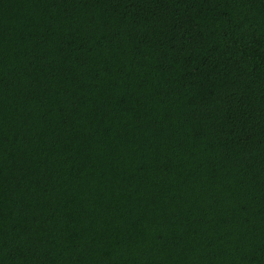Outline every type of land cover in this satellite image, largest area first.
<instances>
[{"label": "trees", "instance_id": "16d2710c", "mask_svg": "<svg viewBox=\"0 0 264 264\" xmlns=\"http://www.w3.org/2000/svg\"><path fill=\"white\" fill-rule=\"evenodd\" d=\"M0 264H264V0H0Z\"/></svg>", "mask_w": 264, "mask_h": 264}]
</instances>
